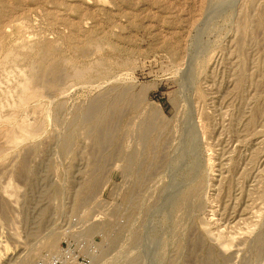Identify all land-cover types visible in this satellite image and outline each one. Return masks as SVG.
<instances>
[{"label": "rangeland", "instance_id": "1", "mask_svg": "<svg viewBox=\"0 0 264 264\" xmlns=\"http://www.w3.org/2000/svg\"><path fill=\"white\" fill-rule=\"evenodd\" d=\"M69 215L101 264H264V0H0V264Z\"/></svg>", "mask_w": 264, "mask_h": 264}, {"label": "built area", "instance_id": "2", "mask_svg": "<svg viewBox=\"0 0 264 264\" xmlns=\"http://www.w3.org/2000/svg\"><path fill=\"white\" fill-rule=\"evenodd\" d=\"M109 239L101 230L89 234L80 215H69L63 221L58 248L44 251L36 264H101L97 258Z\"/></svg>", "mask_w": 264, "mask_h": 264}, {"label": "bare ground", "instance_id": "3", "mask_svg": "<svg viewBox=\"0 0 264 264\" xmlns=\"http://www.w3.org/2000/svg\"><path fill=\"white\" fill-rule=\"evenodd\" d=\"M80 75H83L82 73L81 74H78V76H80ZM24 93H25V97H27V98H30L31 96H33L34 94L32 93V92H30V88H29V85H25V87H24ZM122 93H124V92H122ZM27 100V99H26ZM89 111V110H88ZM87 111H86V115H87ZM86 115H84L85 117H86ZM4 118V117H3ZM112 118V117H111ZM86 119V118H85ZM8 120V119H7ZM87 120V119H86ZM85 120V121H86ZM82 123H84V122H82ZM40 130V129H39ZM200 130V129H199ZM54 235H56V234H54ZM58 238V237H57ZM55 236H49V238H47V240H45V242L39 247V250L40 249H46V251L48 250V251H51V249L55 246V242H56V244L58 243V241H56V239H57ZM58 248V247H57ZM108 256V255H107ZM32 262V260H30L29 262H27L26 264H32L31 263Z\"/></svg>", "mask_w": 264, "mask_h": 264}]
</instances>
